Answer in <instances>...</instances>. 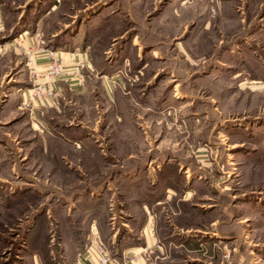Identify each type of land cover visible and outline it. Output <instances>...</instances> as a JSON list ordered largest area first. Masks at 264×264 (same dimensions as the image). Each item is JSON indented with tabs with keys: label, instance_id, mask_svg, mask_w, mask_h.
<instances>
[{
	"label": "rangeland",
	"instance_id": "1",
	"mask_svg": "<svg viewBox=\"0 0 264 264\" xmlns=\"http://www.w3.org/2000/svg\"><path fill=\"white\" fill-rule=\"evenodd\" d=\"M0 4V44L67 40L92 65L48 106L23 50L0 54V264H73L92 220L122 233L131 173L173 188L155 264H264V0Z\"/></svg>",
	"mask_w": 264,
	"mask_h": 264
},
{
	"label": "crops",
	"instance_id": "2",
	"mask_svg": "<svg viewBox=\"0 0 264 264\" xmlns=\"http://www.w3.org/2000/svg\"><path fill=\"white\" fill-rule=\"evenodd\" d=\"M59 0H56L58 2ZM1 6V4H0ZM55 7V2H53L52 8ZM2 9L0 7V27H2ZM20 35V34H19ZM36 36L38 35H33L32 37H28L24 39V42L21 44L24 48L28 45H30L32 42H35ZM52 40H54V37H57V32L55 31L54 33H51ZM57 41V42H56ZM55 41V45L53 49L48 48L49 50L54 51L55 55H58L59 53H63V56H65L66 60L69 58V54L72 52H80V53H85V51L81 48H74L72 50H66L65 47L69 46V44H66L65 40L63 43L62 41H59L58 39ZM12 44L14 43V40L11 42H8L7 44ZM66 44V45H65ZM34 67L36 71L40 74L45 70V64L48 60L46 53L40 52L39 49H36L34 52ZM91 65V63H90ZM91 70H92V65H91ZM88 72L87 70H84V75L85 73ZM86 78V76H85ZM105 78V76H104ZM85 83L80 85V84H75V83H69L67 81H60L59 85L56 86V97H54L52 100L48 102V106H52L53 104H56L58 101V97H61V94L63 91H69L75 96L82 95L84 93V88ZM103 93L104 95L109 99L112 100V92H111V83H109L107 80L102 79L101 83ZM24 89V88H23ZM24 95V93H23ZM55 100V101H54ZM47 105V103H46ZM125 175H130L129 179L128 178H123L121 181L122 182H128V186L125 188V194H132V196L129 198V201L125 202H132L134 204V208L131 209L130 212V217L131 222H123V225L126 227H122V233H120L119 230H114L111 231L110 233H106V228H103V225H96V221L92 220L91 226H90V232L88 233V239L89 241L93 237H101L104 238L106 242H111L114 244L112 248H109V250L112 251L113 257L115 258V261L120 262L122 255L125 257L130 256L132 253H138L141 250L144 249V247H149L151 250V262H146L145 260L141 259L135 264H155L156 259L159 257L158 253H163L165 250H167V247L165 244H160L161 241L159 239V234L157 229L154 226V213L152 212L153 209L151 207L153 205H159L161 202L165 200H169V194H172L171 191L173 190L172 187L170 186H164V188H160L157 186L158 184H148L146 180L143 178L142 181H137L134 174H125ZM100 194V193H99ZM134 194V195H133ZM100 196V195H98ZM88 201L92 202L90 197H86ZM85 200V199H84ZM97 200V201H96ZM95 204L96 208L95 210H98L102 204H100V200L96 199ZM90 207V206H88ZM127 209V207L125 208ZM138 233L140 235H138ZM101 235V237H100ZM102 240V239H101ZM103 241V240H102ZM104 242V241H103ZM89 243V242H87ZM86 243V244H87ZM175 243V242H173ZM84 244V245H86ZM83 245V246H84ZM106 245V244H105ZM162 245V247L160 246ZM82 246V247H83ZM107 246V245H106ZM169 248V246H168ZM157 256V258H156ZM156 258V259H155ZM73 264H85L83 262H76V259L73 261Z\"/></svg>",
	"mask_w": 264,
	"mask_h": 264
},
{
	"label": "built area",
	"instance_id": "3",
	"mask_svg": "<svg viewBox=\"0 0 264 264\" xmlns=\"http://www.w3.org/2000/svg\"><path fill=\"white\" fill-rule=\"evenodd\" d=\"M26 38H28L27 34H20L14 39L12 44L19 46L23 50L25 65L29 69V73L34 76V81L26 92L29 103L43 105L48 100H52L56 91V81L63 80L69 83L84 84V70H91L87 53L72 52L66 60L63 53L55 55L54 51L44 48V40L41 35L36 36L35 42L24 48L21 44ZM6 46L9 45L7 43L0 44V54L3 53ZM36 49L46 53L48 58L45 70L40 74L34 67L33 56ZM141 259L151 262V250L149 247H144L140 252L132 253L127 257L122 255L120 262H118L115 261L112 251L99 237H93L89 243L76 253V262L85 264H135Z\"/></svg>",
	"mask_w": 264,
	"mask_h": 264
}]
</instances>
